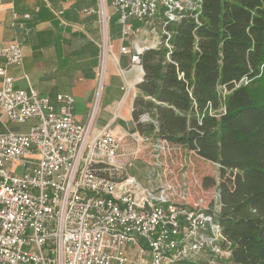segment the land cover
I'll return each mask as SVG.
<instances>
[{
	"label": "built area",
	"instance_id": "obj_1",
	"mask_svg": "<svg viewBox=\"0 0 264 264\" xmlns=\"http://www.w3.org/2000/svg\"><path fill=\"white\" fill-rule=\"evenodd\" d=\"M113 4L123 22L135 17L153 27L161 14L178 19L197 1ZM157 45L121 51L143 71L140 54ZM0 57L6 60L0 65V264H178L204 251L231 255L203 200L174 202L165 188L143 185L128 172L135 153L111 128L93 135L90 123L77 121L72 95L54 103L31 86L15 87L7 64H22L21 43H0ZM102 81L103 70L99 87ZM29 121L26 132L9 126Z\"/></svg>",
	"mask_w": 264,
	"mask_h": 264
},
{
	"label": "trees",
	"instance_id": "obj_2",
	"mask_svg": "<svg viewBox=\"0 0 264 264\" xmlns=\"http://www.w3.org/2000/svg\"><path fill=\"white\" fill-rule=\"evenodd\" d=\"M196 1L153 25L160 44L140 54L136 128L219 165L221 209L205 210L229 264H264V0Z\"/></svg>",
	"mask_w": 264,
	"mask_h": 264
},
{
	"label": "crops",
	"instance_id": "obj_3",
	"mask_svg": "<svg viewBox=\"0 0 264 264\" xmlns=\"http://www.w3.org/2000/svg\"><path fill=\"white\" fill-rule=\"evenodd\" d=\"M12 41L21 43L24 55L21 65L7 64L16 88L31 86L54 103L60 94L72 95L76 120L90 123L93 135L111 128L128 151L130 140L144 138L134 118V100L144 71L121 48L134 51L135 43L159 45L155 28L135 17L123 22L113 0H1L0 43ZM5 64L0 57V65ZM149 118L143 114L139 121ZM9 126L21 132L30 127L13 122ZM0 131H5L1 124ZM143 164L136 159L128 172L133 170L137 177Z\"/></svg>",
	"mask_w": 264,
	"mask_h": 264
},
{
	"label": "rangeland",
	"instance_id": "obj_4",
	"mask_svg": "<svg viewBox=\"0 0 264 264\" xmlns=\"http://www.w3.org/2000/svg\"><path fill=\"white\" fill-rule=\"evenodd\" d=\"M32 124L33 121H29L26 126L29 127ZM129 144L132 145L130 151L135 153V160L142 159L144 163L143 169L136 173L143 185L153 187L157 191L165 188L174 202L182 201L194 205L202 199L206 206L213 201L217 202L216 208L221 206L217 197L220 181V167L217 163L165 140L156 142L144 137L132 139ZM129 172L133 173V170ZM213 180L216 181L215 184L212 183ZM196 261L208 264H212L211 261H214V264H229L227 257H215L209 251L200 254Z\"/></svg>",
	"mask_w": 264,
	"mask_h": 264
},
{
	"label": "water",
	"instance_id": "obj_5",
	"mask_svg": "<svg viewBox=\"0 0 264 264\" xmlns=\"http://www.w3.org/2000/svg\"><path fill=\"white\" fill-rule=\"evenodd\" d=\"M143 68V67H142ZM143 71H144V69H143Z\"/></svg>",
	"mask_w": 264,
	"mask_h": 264
}]
</instances>
